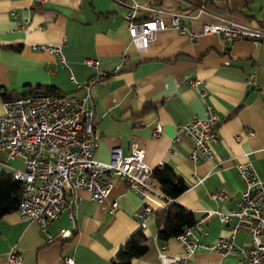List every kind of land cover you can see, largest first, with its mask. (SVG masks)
Wrapping results in <instances>:
<instances>
[{"label":"crops","instance_id":"1","mask_svg":"<svg viewBox=\"0 0 264 264\" xmlns=\"http://www.w3.org/2000/svg\"><path fill=\"white\" fill-rule=\"evenodd\" d=\"M133 2L139 5L137 19L150 17L152 7L191 15L198 11V0H45L42 4L0 0V113L4 95L24 91L28 85L51 84L61 92L81 94L75 82L85 83L95 73L84 63L94 58L96 71L108 73L92 93L93 120L100 135L94 157L107 161L113 147L127 155L130 143L136 141L148 167L167 164L186 181L187 188L173 201L191 210L196 219L207 209L235 208L243 188L237 163L248 159L264 179V40L226 42L211 34L192 39L167 26L138 50L129 41L123 18ZM203 6L197 19L183 18L180 23L198 31L201 20L223 16L264 27V0H207ZM164 20L168 23L167 17ZM39 44L60 45L63 61L51 50L36 48ZM249 75H254V82L247 83ZM206 104L219 118L214 155L210 162L193 163L188 158L191 140L178 125L204 117ZM155 123L162 125V131L152 136ZM21 168V158L0 152V172ZM109 180L110 193L101 203L86 190H76L73 222L61 212L46 226L53 237L50 241L35 221L20 219L16 210L5 214L0 218V264H11L6 259L10 250L20 254L21 264H60L63 256L73 257L74 264H109L136 231L133 213L142 201L152 208L142 230L147 249L131 264H161L158 250L183 255L176 237L156 238L153 213L163 207V199L152 194L142 199L119 177L111 175ZM217 189L226 193L222 201L210 196ZM156 192L161 193L158 186ZM233 221L208 217L203 226L207 233L198 235V240L214 242L228 234ZM63 229L70 230L68 236H59ZM232 242L249 245L251 235L239 230ZM235 257L201 248L181 264H228Z\"/></svg>","mask_w":264,"mask_h":264},{"label":"built area","instance_id":"2","mask_svg":"<svg viewBox=\"0 0 264 264\" xmlns=\"http://www.w3.org/2000/svg\"><path fill=\"white\" fill-rule=\"evenodd\" d=\"M206 1L198 0V11L195 15L152 7L149 9L152 15L145 19H137V3L128 4L123 18L127 22L130 43L136 49L143 50L154 41L156 31L167 26L175 27L179 33L187 34L192 39L211 34L222 37L226 42L236 39L264 40V27L233 18L217 16L212 20H201L198 31L188 29L180 23L183 18L197 19L198 14L204 11L203 5ZM32 2L42 4L45 0ZM164 17L168 18V23ZM36 48L51 50L63 61L60 45L39 44ZM84 63L95 70V73L85 83H77L71 76V80L82 90L81 94L71 93L59 97L34 92L6 98L0 113V152H4L9 158L19 157L23 162V168L12 172L13 178L21 181L24 193L16 212L24 221H35L48 241L53 237L46 231V226L61 212L65 211L69 221L73 222V210L78 200L76 190H86L92 200L101 203L110 193L111 175L122 179L142 199L147 194H152L163 199V206L173 201L156 192L157 184L152 169L143 161V149L136 141L130 143L127 155H122L119 147H113L107 161L94 157L100 135L95 130L96 121L93 120L92 93L96 83L108 73L96 71L98 61L94 58H86ZM117 69L118 66L113 72ZM254 80V75H249L247 83ZM189 83L195 86L196 81L191 80ZM200 93L203 94L204 90ZM205 110L204 117H193L178 125V130L191 140L192 147L188 158L193 163L210 162L214 155L215 127L219 118L210 105L206 104ZM161 131L162 125L155 123L151 135L156 136ZM174 141L173 137L170 142ZM237 172L243 183L237 206L226 211L218 208L205 210L201 217L175 236L183 248V255H172L158 250L161 264H181L201 248L215 251L222 257L236 255L228 264H263L264 179L258 177L246 158L237 163ZM225 195L224 189L210 193L217 201H222ZM115 205L113 201L111 210ZM151 216V206L142 201L133 213L137 222L136 230L144 229ZM211 216H216L223 223L231 219L234 221L229 225L228 234L219 236L212 243L204 244L197 236L207 233L203 226L205 220ZM239 230L249 232V245L233 244L232 237ZM69 232L67 229L60 230L59 236H68ZM6 259L11 264H21L22 261L20 254L14 250L7 253ZM60 264H74V259L63 256Z\"/></svg>","mask_w":264,"mask_h":264},{"label":"trees","instance_id":"3","mask_svg":"<svg viewBox=\"0 0 264 264\" xmlns=\"http://www.w3.org/2000/svg\"><path fill=\"white\" fill-rule=\"evenodd\" d=\"M34 92H44L55 96L71 94L70 92H61L51 84H35L28 85L24 91L5 94L4 99ZM151 172L160 192L172 200L188 186L186 181L167 164L158 165ZM23 195L21 181L14 179L12 172L1 171L0 218L17 209ZM153 215L157 226L156 238L160 241L175 237L184 227L191 225L196 219L191 210L174 201L158 208ZM142 230H136L124 240L109 264H131L132 259L145 253L147 249L145 242L148 238Z\"/></svg>","mask_w":264,"mask_h":264},{"label":"water","instance_id":"4","mask_svg":"<svg viewBox=\"0 0 264 264\" xmlns=\"http://www.w3.org/2000/svg\"><path fill=\"white\" fill-rule=\"evenodd\" d=\"M63 96V94H61L59 97H62Z\"/></svg>","mask_w":264,"mask_h":264}]
</instances>
